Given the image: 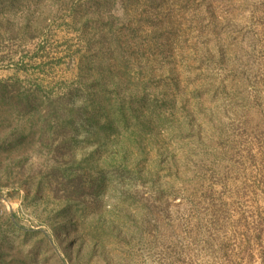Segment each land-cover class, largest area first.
Returning a JSON list of instances; mask_svg holds the SVG:
<instances>
[{"label":"rangeland","instance_id":"374dc122","mask_svg":"<svg viewBox=\"0 0 264 264\" xmlns=\"http://www.w3.org/2000/svg\"><path fill=\"white\" fill-rule=\"evenodd\" d=\"M108 19L127 86L106 139L63 97L97 76ZM263 226L264 0H0V264H264Z\"/></svg>","mask_w":264,"mask_h":264},{"label":"trees","instance_id":"16d2710c","mask_svg":"<svg viewBox=\"0 0 264 264\" xmlns=\"http://www.w3.org/2000/svg\"><path fill=\"white\" fill-rule=\"evenodd\" d=\"M113 23L114 21H111V19H108L106 24H103L100 21L98 22V24H102L105 27L104 31L102 29L97 31L99 40L102 45H105L106 43L108 44L106 47L101 49V64L99 63V67L97 68V76L92 79V72L90 69V71L83 77V79L86 77L85 82L83 81L84 83H80L82 86H87V89L76 88L63 97L65 105L67 102L69 105L70 103L73 104V107L69 108L73 116L69 115V117H65L64 123L71 125V129H74V133H77L79 129L83 128L86 133L90 134V131L94 130L93 128H96L99 132H103L105 138L107 139L110 135L109 131L113 129V121L121 123L126 118V106L119 102V99L122 98L118 97L121 93L120 88L124 87V85L127 86L125 81L126 78L122 71V68L126 66V60L123 57L124 50L118 47L121 39L117 31H113ZM147 66L149 67L147 75L140 76L144 85L142 87V92L137 99L140 101L141 105L138 104V106H135L134 103L133 107L131 101L129 106L131 113L135 114L136 109L137 114H141L146 120L149 119V116L155 115V112L158 111L156 104L149 99L150 96L147 92V85L149 84L148 80L152 78V67L150 65ZM110 84L114 86L113 90L111 89ZM75 101L78 102L77 105H75ZM158 115L160 116V123H162L163 116L160 113ZM102 119L104 120L103 124ZM104 146H106V143L100 142L99 149H102ZM120 155L122 156L123 162H125L127 158H125L127 155L125 148H120ZM95 167L99 170L98 165L94 163H91L88 168L90 169ZM100 171L103 179L104 176H106V174H104L106 172L105 167L101 168ZM95 187L99 190L103 187V182L99 180ZM59 211L61 214H64L66 220L63 224V228L61 229V231L65 233V236L62 237L59 233L55 232L56 240L58 241L57 249L59 251L63 249L65 254L70 257L74 249H77V252H79L81 245L83 244V240L76 235L73 236V231L68 230L70 228H75L76 226L72 216L69 217L72 210L66 205ZM94 249L95 248L93 247L90 251ZM103 249L104 247L101 248V250ZM62 264H66L65 260H63Z\"/></svg>","mask_w":264,"mask_h":264},{"label":"crops","instance_id":"0c3cea01","mask_svg":"<svg viewBox=\"0 0 264 264\" xmlns=\"http://www.w3.org/2000/svg\"><path fill=\"white\" fill-rule=\"evenodd\" d=\"M260 237L261 238H263L264 237V226L262 227V228H260ZM249 240H250V238H249ZM251 244V240L249 241V245ZM249 245H248V247H249Z\"/></svg>","mask_w":264,"mask_h":264}]
</instances>
